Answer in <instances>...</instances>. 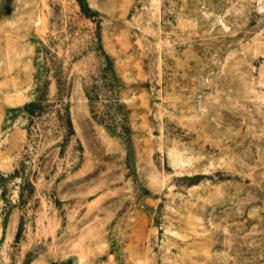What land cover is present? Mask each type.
I'll return each mask as SVG.
<instances>
[{
  "label": "rangeland",
  "instance_id": "obj_1",
  "mask_svg": "<svg viewBox=\"0 0 264 264\" xmlns=\"http://www.w3.org/2000/svg\"><path fill=\"white\" fill-rule=\"evenodd\" d=\"M0 264H264V0H0Z\"/></svg>",
  "mask_w": 264,
  "mask_h": 264
}]
</instances>
